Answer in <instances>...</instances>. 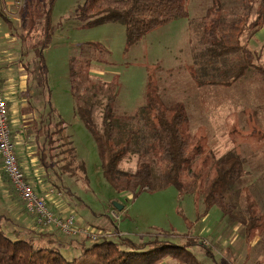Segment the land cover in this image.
Wrapping results in <instances>:
<instances>
[{
  "label": "rangeland",
  "instance_id": "obj_1",
  "mask_svg": "<svg viewBox=\"0 0 264 264\" xmlns=\"http://www.w3.org/2000/svg\"><path fill=\"white\" fill-rule=\"evenodd\" d=\"M184 1L186 17L154 29L125 51L123 25L81 27L76 11L84 0H56L51 14V41L44 49L47 84L51 104L62 120V136L70 141L77 160L85 163L87 176L85 180L81 176L63 175L62 181L70 195L62 194L61 199L65 197L69 201L73 213L86 219L88 227L99 232L105 230L101 227H108L106 229L113 233L111 238L121 231L137 241H144L155 229L175 231L198 236L204 246L210 247L211 257L193 249L205 264H264V225L248 240L245 225L240 220L247 218V201L264 214V81L252 70L246 80L232 88L196 87L190 75L183 74L179 68L181 63L187 62L183 53L189 54L185 37L190 33L187 24L190 22L195 29L196 24L209 22L213 17L224 18L236 2ZM3 12L13 23L11 30L15 39L20 41L19 34L24 35L30 23L20 20L14 6ZM39 29L37 24L29 44L36 41ZM23 44L27 48V42ZM28 50V66L32 71L28 79L38 92L39 116L43 112L41 104L46 91L35 71L32 49ZM188 60L190 63L189 56ZM195 67L199 70L202 66ZM211 69L207 66L209 73ZM198 76L201 78V71ZM112 84L116 97L110 108L115 115L135 113L145 104L146 89L151 84L155 85L157 99L165 107L186 102L190 112H186L190 116L187 130L201 138L196 143L201 153L184 176L194 179V175H198L195 192L201 189L204 178L213 174L217 158L228 152L238 155L241 168L237 178L222 191L232 206L231 211L215 207L203 215L204 206L198 195L186 191L179 194L173 186L155 192L143 191L132 197L127 192H117L109 184L100 168L93 136L75 107L76 103L88 107V98L105 97ZM225 103L229 105L228 112L220 108ZM196 106L202 111L193 112ZM88 109L94 126L99 128L98 108ZM136 161L135 157L125 160L121 167L134 170ZM53 189L59 191L55 186ZM113 202L124 208L117 211ZM32 241L38 248L51 246L47 241ZM53 247L69 258L61 246L53 243ZM162 264L174 263L168 260Z\"/></svg>",
  "mask_w": 264,
  "mask_h": 264
},
{
  "label": "trees",
  "instance_id": "obj_2",
  "mask_svg": "<svg viewBox=\"0 0 264 264\" xmlns=\"http://www.w3.org/2000/svg\"><path fill=\"white\" fill-rule=\"evenodd\" d=\"M55 1L23 0L20 20L30 24L26 33L19 34L18 38L23 47V43L27 42L25 50L32 49L35 71L46 91L37 126L38 133H42V139L38 141V158L49 174L52 185L62 194L70 195L62 176H81L85 180L87 176L85 163L77 160L70 141L62 136V120L51 104L47 84L43 50L51 41V14ZM235 2L234 9L225 18H216L204 32L208 60L220 66L207 80L200 79L196 71L192 72L190 68L197 85L229 86L250 68L264 81V61H260L257 52L245 48L242 43L263 23L264 0ZM186 15L184 0H84L76 11L81 27L109 23L123 25L125 51L154 29ZM0 16L11 29L13 23L6 18L2 9ZM37 24L40 25L39 34L36 41L29 44ZM25 68L32 73L28 64ZM145 95V104L128 115H115L111 111V102L116 97L114 84L105 97L88 98L87 106L91 110L98 108L100 112L99 128L94 126L88 107L76 103L75 111L95 141L105 179L117 192H127L132 197L143 191L155 192L173 186L179 194L186 191L198 195L204 206L203 215L215 207L224 212L231 211L232 206L225 200L222 191L237 178L241 168L238 155L228 152L217 158L213 164V174L206 176L201 189L195 192L198 175L195 174L194 179H185L184 176L185 170H190L194 158L201 153L196 146L200 139L186 128L184 106L180 103L173 107L162 105L153 84L147 87ZM133 157L137 160L134 170L121 167L123 161ZM245 212L247 218L240 220L250 240L263 227L264 214L251 201H247ZM3 218L4 215L0 214V264H162L168 260L174 264H205L194 248L207 257L212 256L210 247L204 246L198 236L155 229L144 241L119 233L115 234V238L105 237L92 243L81 236L67 237L75 250L74 255H68L69 259L53 247V239L48 240L51 245L48 248L35 247L29 238L13 239L4 230ZM175 238L180 240L176 241Z\"/></svg>",
  "mask_w": 264,
  "mask_h": 264
},
{
  "label": "crops",
  "instance_id": "obj_3",
  "mask_svg": "<svg viewBox=\"0 0 264 264\" xmlns=\"http://www.w3.org/2000/svg\"><path fill=\"white\" fill-rule=\"evenodd\" d=\"M11 1L12 0H0V9L3 11L11 9ZM215 19L216 17H213L209 20V22L198 23L196 24L195 29L193 28L194 25L190 22L187 24L190 33L188 32L185 37L186 45H189V54L188 52L183 53L184 56L187 57V62H185V65L181 63L179 68L182 72L184 71L183 74H189L191 81L196 87L199 88L203 86L227 87L221 85H197L191 75L190 70V68H192V72L196 71L197 75L198 72L201 71L202 76L201 78L199 76L198 77L200 79L207 80L217 72L218 67L220 66V64H212V62L208 60L209 55L206 53V48L203 41V35L206 28L212 22H214ZM186 30H183V32H186ZM14 36L15 34L12 33V30L8 27L6 21L0 16V88L6 102L11 138L15 144L16 157L28 180L34 186L40 196L45 199L47 204L52 209H54L55 212H71L70 210H72V208L69 205V201L65 197L60 199L55 196H51L48 192L49 188H53V185L48 177L46 169L38 158V141L42 139V133L40 135V133L37 131L39 118L37 115V105L40 104L39 96L37 90L35 89V85L30 84V79H28L29 71L25 68L26 64H28V53L30 50H25L22 46V42L16 40ZM195 38H197L196 43ZM242 43L244 44L245 48L257 52L256 54L259 55L260 61H263L264 19L261 26L250 37L244 38ZM195 54L198 55L195 56ZM188 56L190 63H188ZM196 65H201L202 67H200L198 70L195 67ZM207 66H211L212 68L210 73L207 70ZM249 71H252V69L250 68L240 79L228 87L232 88L237 82L246 80L248 75L247 73ZM207 74H209L208 77H206ZM35 92H37V96L35 95ZM42 106L43 105L41 104V108ZM183 106L185 112L190 113L186 102ZM228 107L229 105L226 103L220 106V108H223L225 111H227ZM198 110L202 111L200 106H196V110L193 112H197ZM189 118L190 116H187V124H190ZM194 136L197 137L196 135ZM197 138L201 139L199 137ZM0 214L4 215V218L2 219L4 230L6 231L7 235L13 239L30 238L34 241L43 240L47 242H50L48 240L53 239L55 241L52 243L61 246V248L66 250L67 255L72 256L75 254V250L73 249L72 245H70L69 239L67 237L59 234L57 230H42L36 223L34 216L25 210L23 203L19 199V196L14 191L2 171L1 160ZM77 222L81 226H88L87 224H89L86 219L79 216H77ZM101 228L108 230L106 229L108 228L106 226ZM120 232L121 231L118 233H125Z\"/></svg>",
  "mask_w": 264,
  "mask_h": 264
},
{
  "label": "built area",
  "instance_id": "obj_4",
  "mask_svg": "<svg viewBox=\"0 0 264 264\" xmlns=\"http://www.w3.org/2000/svg\"><path fill=\"white\" fill-rule=\"evenodd\" d=\"M23 0H12V6L19 12ZM0 160L1 168L8 182L19 196L27 212L32 214L42 230H57L65 237H84L91 242L111 237L110 230L96 231L88 226H81L77 222V215L68 211H54L43 197L30 183L23 169L18 163L15 144L11 138L9 117L2 90L0 88ZM51 196L61 199V191L53 188L48 190Z\"/></svg>",
  "mask_w": 264,
  "mask_h": 264
},
{
  "label": "water",
  "instance_id": "obj_5",
  "mask_svg": "<svg viewBox=\"0 0 264 264\" xmlns=\"http://www.w3.org/2000/svg\"><path fill=\"white\" fill-rule=\"evenodd\" d=\"M113 207H114L117 211H120V210H122V209L124 208L123 205L118 204V203H116V202H113Z\"/></svg>",
  "mask_w": 264,
  "mask_h": 264
}]
</instances>
